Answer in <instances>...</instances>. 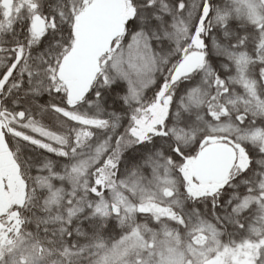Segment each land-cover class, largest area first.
Listing matches in <instances>:
<instances>
[{"label": "snow or ice", "instance_id": "obj_1", "mask_svg": "<svg viewBox=\"0 0 264 264\" xmlns=\"http://www.w3.org/2000/svg\"><path fill=\"white\" fill-rule=\"evenodd\" d=\"M0 264H264V0H0Z\"/></svg>", "mask_w": 264, "mask_h": 264}]
</instances>
